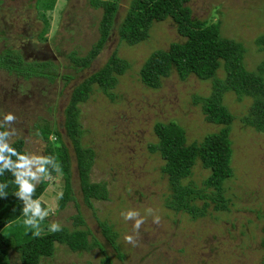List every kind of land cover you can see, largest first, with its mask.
<instances>
[{"label": "rangeland", "instance_id": "rangeland-1", "mask_svg": "<svg viewBox=\"0 0 264 264\" xmlns=\"http://www.w3.org/2000/svg\"><path fill=\"white\" fill-rule=\"evenodd\" d=\"M103 1L118 6L113 25L94 60L86 68L76 69L68 56L84 57L96 42L100 8H93L90 0H52L48 10L42 8L40 0H0V56L26 42L19 22L27 8L37 35L32 42L47 43L55 56L41 69L46 78L24 79L12 69H0V119L8 112L17 117L12 125L17 130L13 142L21 140L23 150L43 155L47 145L57 146L52 135L40 136L42 126L47 125L60 134L70 158L72 199L61 208L62 176L56 173L44 179L46 186L38 199L48 215L41 222L40 234L50 232V224L58 221L70 231L88 230L87 240L94 239L101 246L81 254L56 246L53 255L39 264H264V132H255L240 121L250 100H237L230 92L221 96L233 116L228 134L232 177L223 183L225 209L213 210L209 204L204 215L195 220L168 209L165 205L172 199L160 170L163 162L148 149L156 142L152 128L156 122L173 121L183 129L186 144L217 132L220 126L206 123L201 104L193 103L194 98L211 94V84L193 76L179 80L171 74L156 89L141 85L138 71L149 54L165 50L181 38L173 22L166 19L151 25L146 40L125 45L117 37V27L130 0ZM186 6L191 20L216 23L222 38L241 44L246 70H253L261 61L263 54L254 40L264 33V0H190ZM17 14L19 21L14 17ZM2 20L10 26L9 32H5ZM113 52L128 68L117 76L112 97L92 86L86 102L77 106L80 147L93 152L88 182L102 184L107 193L105 200H92L88 206L81 198L73 142L63 128L64 110L72 88L102 68ZM217 77H222L221 70ZM22 85L26 89L23 95L19 91ZM207 176L208 171L197 163L183 185L201 189ZM194 203L201 205L198 200ZM147 208L160 216L159 224L146 215ZM129 209L145 218L138 235L133 232L134 221L121 216ZM77 214L82 224L74 226ZM101 224L107 228L105 236L113 238V245L107 242ZM126 235L136 236V246L125 241ZM8 257L9 264H20L15 252L10 251Z\"/></svg>", "mask_w": 264, "mask_h": 264}, {"label": "trees", "instance_id": "trees-1", "mask_svg": "<svg viewBox=\"0 0 264 264\" xmlns=\"http://www.w3.org/2000/svg\"><path fill=\"white\" fill-rule=\"evenodd\" d=\"M40 1L44 10L51 8L52 0ZM189 1L130 0L117 27V37L125 45L133 46L147 39L148 30L153 23L169 19L175 25V32L181 41L170 43L165 50L151 52L139 68V82L146 88L156 89L162 79L174 74L179 80L193 76L211 84V94L205 98H194L193 103L201 104V113L206 123L220 126L217 132L206 135L200 142L186 144L183 129L175 122H156L152 128L156 142L148 145L149 152L156 153L163 162L160 170L166 178L172 199L165 206L175 212L190 215L195 220L204 215L209 204H212L213 210H220L225 209L227 201L223 196V183L232 177L228 134L233 116L222 104L221 96L230 92L237 100L249 99L250 104L240 121L255 132H264V33L254 40L263 57L253 70L248 71L244 67L245 51L241 44L222 38L216 23L205 25L204 21L191 20L186 6ZM89 3L93 8L101 9L99 36L86 56L77 57L74 53L68 56L76 69L86 68L97 56L108 37L118 9L117 4L111 1L90 0ZM6 54L2 53L0 56V69H12L24 79L42 75L41 69L50 65H24L20 58H12ZM127 68L125 61L113 52L102 68L72 88L64 110L63 128L68 139L73 142L81 198L88 206L92 200H105L107 193L102 184L88 182L87 173L93 162V152L80 147L79 138L82 133L77 118V106L86 102L92 86L111 98L110 91L117 83V76H121ZM218 70L222 72L221 78L217 77ZM42 127L40 136L43 139L52 135L57 140V146L47 145L43 155L54 156L61 166L62 171H51L50 176L56 173L62 176L65 194L59 204L62 208L65 201L72 199L69 186L70 158L60 134L49 130L47 125ZM22 145L21 140L12 143L21 152L24 151ZM197 163L208 171V176L201 182V189L183 185V181L190 177L191 170ZM0 182H7L9 185L6 189L8 195L0 197V264H9L10 251L16 253L20 264H39L41 260L53 255L56 246H64L69 252L76 254L90 251L95 246L101 249L94 239L91 242L87 240L88 230L75 228L70 231L63 227L59 232L34 235L33 230L24 224L22 202L14 195L17 191L14 177L10 172H5L0 176ZM45 186L44 180L37 185L34 198H39ZM194 200L201 201V205L196 206ZM80 224L82 220L77 214L74 216L73 225ZM101 227L105 236L107 228L104 224ZM105 238L113 245V238ZM262 245L264 246V242Z\"/></svg>", "mask_w": 264, "mask_h": 264}, {"label": "clouds", "instance_id": "clouds-1", "mask_svg": "<svg viewBox=\"0 0 264 264\" xmlns=\"http://www.w3.org/2000/svg\"><path fill=\"white\" fill-rule=\"evenodd\" d=\"M19 91L26 94L23 85ZM17 117L8 112L3 114L0 119V176L5 172H10L14 177V183L17 191L14 195L22 202V214L25 217L24 224L33 230V234L40 235V225L47 217V211L42 207L41 201L34 198L36 187L44 179L49 178L51 171H62L60 164L54 156L40 155L37 152L25 148L23 152L18 151L12 146L13 137L16 136L17 130L12 127ZM9 187L7 182H0V197L8 195L6 189ZM146 215L153 217V223L159 224L160 216L154 214L152 208L145 210ZM121 216L125 221H134L133 232L139 234L141 225L145 222V218L135 209L122 211ZM63 228L62 224L54 221L50 224V232H59ZM125 241L136 246V236L126 235Z\"/></svg>", "mask_w": 264, "mask_h": 264}, {"label": "flooded vegetation", "instance_id": "flooded-vegetation-1", "mask_svg": "<svg viewBox=\"0 0 264 264\" xmlns=\"http://www.w3.org/2000/svg\"><path fill=\"white\" fill-rule=\"evenodd\" d=\"M35 8H36V6L34 4V6H33L34 11H35ZM27 10L24 11L26 14H25V18L23 20H20L19 17H17L19 14L14 16L17 21L20 20L19 23H21V28H20L21 37H25L26 42L23 44V46L20 45L17 50H5L3 52L11 55L12 58H14L15 56L20 58L24 65L35 64V63H37L36 61H40V63H47L46 61H48V62L53 61L55 59V56L53 54L54 52L50 49V47L48 46L47 43H45L43 41L42 42H32L33 40H35L37 35L34 34L36 31L33 30L34 18L32 19V18H30V16H28V14L31 12V10H30V8H27ZM12 14H13V12H12ZM6 15H7L6 19H8V13H6ZM13 22H14V20H13ZM2 23L6 27V28L3 27L4 29H6L5 32H9L8 29H10V26L8 24H6V22H4V20H2ZM28 61H30V62L26 63ZM14 72H15V75H18V73L16 71H14ZM41 73H42V75H40V76H32L30 78H39V77L46 78L45 76H47V75L43 74L42 71H41ZM18 76H20V75H18Z\"/></svg>", "mask_w": 264, "mask_h": 264}]
</instances>
